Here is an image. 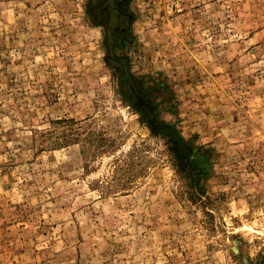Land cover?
Here are the masks:
<instances>
[{"label": "rangeland", "instance_id": "1", "mask_svg": "<svg viewBox=\"0 0 264 264\" xmlns=\"http://www.w3.org/2000/svg\"><path fill=\"white\" fill-rule=\"evenodd\" d=\"M0 264H264V0H0Z\"/></svg>", "mask_w": 264, "mask_h": 264}, {"label": "trees", "instance_id": "2", "mask_svg": "<svg viewBox=\"0 0 264 264\" xmlns=\"http://www.w3.org/2000/svg\"><path fill=\"white\" fill-rule=\"evenodd\" d=\"M179 140L181 141V139H180V138H179ZM183 144H184V143H183ZM185 146H186V145H185ZM187 146H188V145H187ZM188 148H189V150H192V148H191L190 146H189Z\"/></svg>", "mask_w": 264, "mask_h": 264}]
</instances>
